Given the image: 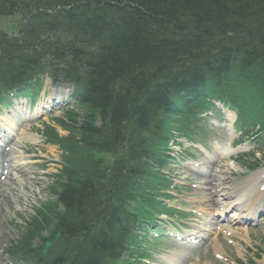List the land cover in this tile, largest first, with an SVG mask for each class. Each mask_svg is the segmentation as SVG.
<instances>
[{
  "label": "trees",
  "instance_id": "trees-1",
  "mask_svg": "<svg viewBox=\"0 0 264 264\" xmlns=\"http://www.w3.org/2000/svg\"><path fill=\"white\" fill-rule=\"evenodd\" d=\"M51 1L0 0V15L24 12L29 25L19 40L0 36V78L15 65L23 74L45 67L52 55L51 71L59 64L86 82L79 113L60 120L68 135L46 128L63 150L57 200L31 218L12 253L30 264H104L137 243L128 199L174 212L156 197H169L160 169L169 130H182L166 110L179 93L212 84L248 97L258 117L250 125L264 132V0ZM184 112L187 122L193 113ZM45 227L62 235L40 256L29 241Z\"/></svg>",
  "mask_w": 264,
  "mask_h": 264
},
{
  "label": "rangeland",
  "instance_id": "rangeland-1",
  "mask_svg": "<svg viewBox=\"0 0 264 264\" xmlns=\"http://www.w3.org/2000/svg\"><path fill=\"white\" fill-rule=\"evenodd\" d=\"M11 27H13L12 18H3L2 20H0V29H10ZM5 123L11 124L7 121H5ZM37 123L39 126L40 123ZM30 130L33 132L37 130V127L32 126ZM58 132L60 134H64V132H61L59 129ZM224 133V130L218 133H214V138L217 140V142L224 140L228 141V137L223 136ZM205 140V143L207 144L203 147L206 150L205 154H201L198 152L195 153V148L185 142L182 143V146L178 148L172 147L173 154H177L179 156V159L182 161V165L172 164L170 166V170H165L166 172L168 171L169 174L175 177L173 178V180L175 185L177 186L170 192L173 196L171 204H174L175 207L181 209L186 213H190L191 210L195 211L193 212L194 217L188 216L186 219L184 218L180 220H167L168 222L174 225H183L187 224V222H190L192 224H199L200 222H202L198 216L199 213L202 215L201 217L205 218V220L208 219V213L207 210H205L206 207L193 199H198L201 197V193L203 191V189L200 188L202 184L199 185L201 179H210L212 177V173L218 174L217 172H214V167L217 169L219 165L218 169H231L234 172L233 175L236 176L233 181L237 182H240L242 179H244L250 174L247 173L245 169L242 168L240 165H237L235 163L234 165L230 162L231 159L238 157L240 153H248V150L251 147L249 143H244L240 145V147L235 151V153H233L231 158L223 157L219 160L215 159V163H211L210 165L213 167V172H200L199 169L202 168V165H200V163H208L207 157H209V153H211V150H218L216 146L212 144L209 145V141H211L210 138H206ZM33 142L34 141H32V144L29 146L27 153L34 154L35 156H37V163H32L30 165L29 173L26 176V180L28 182L32 181L31 188L33 190V194H29L27 202H20L21 199L18 197L17 192L20 190V186L23 183L13 182V188L7 189L3 193V201L0 202V231L3 235V239L0 241V260L1 258L3 259V264H11L9 258L4 255L2 257L1 254L3 253L4 249L8 246L9 242L14 239L17 235V232L12 226L14 225L13 222H20V214L24 215V217H28L32 213V207H39L41 204L47 202V200L50 199L49 190L50 185L52 184L50 174L55 173L56 170L60 167V153L56 148L44 143L43 138L38 139L37 144H34ZM189 152H193L197 156L194 160V164H191V161L189 159L190 157L188 156ZM40 162L46 165L45 169L36 166ZM241 173L244 178H241L239 176ZM32 176L36 179L32 180L30 178ZM24 192L29 193L28 191ZM219 208H221V205H219ZM200 210H202L203 212H199ZM137 212L141 215L144 214L142 208H138ZM227 214H229L228 216H230L231 214H233V210H229ZM211 215L212 213L209 214V217H211ZM228 216H226V218H230ZM232 227V234L231 232L230 234H227L226 232L219 234L218 238L220 243H214L213 241H211L206 248H199L197 251L186 252V247L178 248L176 245H174L173 242H171V239L166 237L161 238V235H157L155 237H153V235L152 237L149 236V241L148 243H146V246L147 248H150L154 254L159 255L163 258H165L163 254L170 255V251H175L176 253L182 254L186 253L185 255L192 253L195 255L197 254V256L191 257L190 260L192 264H234L235 262L246 258V255H251V253L260 254L261 257L258 262L260 264H263L264 221H260L256 226L242 227L238 225H233ZM160 229L161 227H157V230H159L158 233H161ZM238 229L244 230L245 232L243 234H238ZM233 232H237L238 235ZM211 255H213V259H211ZM195 257L197 258L195 259ZM149 264H160V261L157 258H154V260L149 262Z\"/></svg>",
  "mask_w": 264,
  "mask_h": 264
},
{
  "label": "bare ground",
  "instance_id": "bare-ground-1",
  "mask_svg": "<svg viewBox=\"0 0 264 264\" xmlns=\"http://www.w3.org/2000/svg\"><path fill=\"white\" fill-rule=\"evenodd\" d=\"M12 123V122H11ZM26 134V132H24ZM24 134H21L19 135V138L16 139V141H14L13 145H11L9 147V149L5 150L4 149V153H3V158L1 160V168H0V202L3 201V193L7 190V189H10V188H13V186L10 184L11 181L13 180H16L18 179V176L20 175V173H23L24 171L22 170L23 167L25 166V164H29L30 162L32 161H27L26 160H22V157L24 156L23 155V151L20 150V148L23 147V145L28 142L29 140L27 139L28 137H31L29 134L28 137H25L23 136ZM31 141H36L35 139H31L29 138ZM37 139V138H36ZM231 143V141H230ZM206 165L208 166L207 169L204 171V172H213V167L210 166V163H206ZM220 173V176L222 177V174L224 173V170H221L218 171ZM231 173V171L228 169L227 170V174L224 175L223 177V181L225 182L226 180H228V176L229 174ZM264 170H261V171H258L256 173H253L251 174L247 179L249 180V188H251L252 190L255 188V185H257L258 187V191L255 193V195L253 196H246L243 201L245 202L246 206L247 207H244L242 210H239L240 212H244L245 215L249 212V209L254 205V202L257 200V199H260V198H263L264 197V183L263 184H257V183H261L260 181L264 179ZM220 177V178H221ZM4 179H7V182H3ZM33 180V178H32ZM35 180V179H34ZM220 180H216V176L212 174V177L210 179H205V178H202L201 179V182L204 183V185L206 186H202L200 188H205V192L202 191L201 195L202 197L201 198H207V201L210 202L209 204V208H208V211H213V210H217L218 209V203L216 201V199L214 198V189L216 187V183L219 184ZM30 185H32V181L29 182ZM29 184H26V186L28 188H31ZM212 185V186H211ZM263 185V186H262ZM225 190L227 189V187L224 188ZM230 192L232 191L231 187L228 189ZM220 193V196H224L225 197V201H229L232 199V195L226 193L223 191V189H221L219 191ZM216 195V194H215ZM245 195H249V194H245ZM201 201V199H198ZM227 206H231V205H227ZM238 211V209H237ZM240 219V218H239ZM206 221H209V220H206ZM253 220H250V222H252ZM210 222V221H209ZM236 222H239V220H237ZM206 229L204 233H208V236L209 235H213L214 236V240L213 242L214 243H218V233L221 232V231H224L227 233V234H230V232L232 231L230 228V226H220L218 228H214L213 226L215 224H218L217 223V219L215 218H212V221H211V225H209L208 227V222L206 223ZM245 231L244 230H241V229H238V234H243ZM235 233L236 235L237 232H233ZM232 234V232H231ZM186 237H189V236H185L184 238ZM195 242L196 243H199L201 240H204L205 237L204 235H198V234H195V236L193 237ZM3 239V235H1V231H0V241ZM208 239V237H207ZM205 245V244H204ZM186 260L188 261L189 259L186 258ZM180 264H183V263H180Z\"/></svg>",
  "mask_w": 264,
  "mask_h": 264
},
{
  "label": "water",
  "instance_id": "water-1",
  "mask_svg": "<svg viewBox=\"0 0 264 264\" xmlns=\"http://www.w3.org/2000/svg\"><path fill=\"white\" fill-rule=\"evenodd\" d=\"M58 234L53 235L50 237L44 244L42 252H46L51 243L57 238Z\"/></svg>",
  "mask_w": 264,
  "mask_h": 264
}]
</instances>
